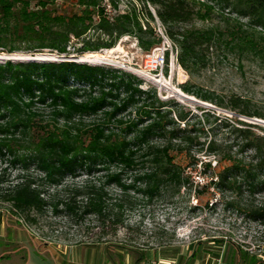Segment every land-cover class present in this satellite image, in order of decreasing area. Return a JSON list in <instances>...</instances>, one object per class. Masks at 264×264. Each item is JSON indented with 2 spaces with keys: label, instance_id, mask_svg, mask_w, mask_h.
<instances>
[{
  "label": "trees",
  "instance_id": "trees-1",
  "mask_svg": "<svg viewBox=\"0 0 264 264\" xmlns=\"http://www.w3.org/2000/svg\"><path fill=\"white\" fill-rule=\"evenodd\" d=\"M56 1L0 0V54L56 53L69 57L72 38L82 44L78 49L81 54L96 53L115 48L127 35L137 38L139 46L150 52L162 43L152 26L155 16L147 7L150 3L178 49L177 60L184 69L191 72L203 62V53L220 43L230 51L258 56L264 63V44L260 42L264 38L257 37L256 31L248 35L238 29L228 42L212 29H178L196 16L210 14L207 7L204 14L196 10L190 0H137L140 8L133 5L125 11L111 0V13L106 11L104 0H77L80 13L72 16L50 9ZM234 10L248 19L249 26L264 30V0H235ZM93 26L99 32L94 38L88 35ZM143 85L133 73L102 65L0 60V157H9L10 164L22 173L15 184L1 189L0 199L9 204L10 211L15 215L42 212L49 205L44 191L29 176L32 170L50 187H59L68 175L86 171L89 175L104 173L105 181L73 190L64 208L71 216L80 212L96 217L103 226L108 222L113 231L124 226L128 193L152 200L163 193L180 194L184 189L188 195L200 196L210 186L222 195L232 194L228 205H245L249 218L263 222L264 202L256 204L253 199L264 197V136L255 133L252 124L238 121L246 126L240 128L237 123L221 120L218 126L228 129L226 136L220 141L212 137L205 145L201 139L208 119L163 101L155 88L143 89ZM182 90L247 117H264L252 112L250 102L239 97L231 96L225 103L210 93L194 92L190 84ZM44 113L50 115L45 124ZM92 119V124L86 123ZM196 152L213 156L220 167L210 184L202 187L195 186L186 168L177 162V157H184L190 166L200 163L206 174L212 170V161L205 162ZM127 173L131 178H125ZM5 182L0 172V185ZM109 187H115L122 194L120 198H113ZM78 198L83 199L80 206ZM60 205L54 204L55 213ZM200 242L199 247L204 244ZM194 249L186 264L199 258L200 249ZM139 257L146 259L144 253ZM226 264H264V260L229 242Z\"/></svg>",
  "mask_w": 264,
  "mask_h": 264
},
{
  "label": "rangeland",
  "instance_id": "rangeland-1",
  "mask_svg": "<svg viewBox=\"0 0 264 264\" xmlns=\"http://www.w3.org/2000/svg\"><path fill=\"white\" fill-rule=\"evenodd\" d=\"M110 2L104 0V4L108 5ZM115 2L121 11L128 10L133 5L137 8L141 6L137 0ZM190 2L196 10H203L202 14L204 7H207L210 14L196 16L189 23L178 25L180 30L212 29L228 40L229 37L236 36L238 29H243L242 34L248 32V35H253L256 31L257 37L264 38L262 28L249 26L248 19L236 13L235 0ZM147 7L155 16L152 26L160 36L165 34L164 26L156 17L155 7L150 3ZM49 8L63 16L80 13L77 0H58ZM107 10L113 11V7H107ZM98 34L93 26L88 35L94 38ZM260 42L264 44L263 41ZM81 46L78 40L72 38L69 57L56 53L44 54H50L53 56L50 59L57 62H78L80 58L90 56L98 60L104 57L105 60L88 64L117 68L137 75L144 81L143 89L153 87L163 101H172L175 107L179 104L199 119L209 120V123L206 122V133L201 139L205 145L212 137H217L220 141L226 136L224 134L228 129L218 126L221 120L232 125L237 123L236 126L240 128L246 126L238 121L252 124V130L264 136V117H247L227 107L203 101L182 90L185 84H190L194 92L210 93L213 99L225 103L231 96L239 97L250 102L252 112L264 116V63L258 56L230 51L220 43L216 48L205 51L203 62L190 72L179 65L178 49L172 42L173 51L172 48L165 47L168 50V61L165 59L164 66L167 82L163 84L156 82L163 77L159 72L150 73L145 69L146 55L163 48V44L146 52L139 46L137 38L127 35L119 40L113 53L101 50L81 54L78 51ZM6 55L8 54H0V58H10ZM44 114L45 124L50 120V115ZM91 122L93 119L86 123L92 124ZM196 128L199 129L200 126ZM196 154L205 162L211 160L212 170L205 174L200 163L190 166L184 157H177V162L186 168V174L191 176L195 186L209 185L220 167L216 165L217 160L213 156L208 158L204 153ZM249 154L250 152H247L245 155ZM0 172L5 175L6 180L0 185V193L1 189H8L15 184L17 177L22 174L17 167L10 164L9 157H0ZM29 176L37 181L50 203L42 212L15 215L10 211L9 204L0 199V264H186L194 247V251L197 248L200 251L199 258L192 264H226L229 242L242 246L244 252L264 260V221L256 222L249 218L244 211L245 205H228V202L233 200L232 194L222 195L213 186L200 196H194L193 193L188 195L187 191L182 189L180 194L173 196L171 193H163L152 200L142 199L140 195L132 192L128 193L124 198V226H119L117 231H113L108 222L103 226L96 217L84 216L80 212L71 216L64 208L73 190L89 182L103 183L104 173L89 175L86 171H78L75 176L68 175L59 187L43 185V176L37 171L32 170ZM131 176L132 174L127 173L125 178L129 179ZM108 192L113 198H120L122 195L115 187H109ZM82 200L78 198V206ZM253 200L256 204H261L264 197L257 195ZM54 204H61L58 213L54 212ZM214 239H224V242L215 243ZM200 241L204 244L199 247ZM140 253L145 255L144 261L139 259ZM110 256L114 259L112 262Z\"/></svg>",
  "mask_w": 264,
  "mask_h": 264
},
{
  "label": "built area",
  "instance_id": "built-area-1",
  "mask_svg": "<svg viewBox=\"0 0 264 264\" xmlns=\"http://www.w3.org/2000/svg\"><path fill=\"white\" fill-rule=\"evenodd\" d=\"M109 2H110V0H109ZM110 3L108 5L106 3L104 4L106 11L108 13L112 12L110 10L109 11L107 10V7H109L110 9L112 8V5ZM160 37L162 38L161 44H163V48H159L156 51H154L152 53H148L146 55L145 69L148 70L150 73L159 72L160 76H164L165 59H167L166 58V51H168V50H166L167 48H165V47L168 46L169 48H172V51H173V46H172V42L170 41V39L166 33L165 34L162 33Z\"/></svg>",
  "mask_w": 264,
  "mask_h": 264
},
{
  "label": "bare ground",
  "instance_id": "bare-ground-1",
  "mask_svg": "<svg viewBox=\"0 0 264 264\" xmlns=\"http://www.w3.org/2000/svg\"><path fill=\"white\" fill-rule=\"evenodd\" d=\"M105 51H107V53H113L114 52V48L113 49H109V50H105ZM6 56H13V57H19V58H21L22 60H26L25 58H26V56H28V57H38V58H43V59H50L51 57H53V56H51L50 54H36V55H24V54H8V55H6ZM5 57V56H4ZM100 61L101 60H105V58L103 57V58H100L99 59ZM96 57H93V56H90V57H82V58H80V60L78 61V62H80V63H97L98 61H99ZM150 75V74H149ZM157 78V77H156ZM156 82H159V83H163V84H166V82H167V80H166V78L163 76L162 77V79H160V80H157Z\"/></svg>",
  "mask_w": 264,
  "mask_h": 264
},
{
  "label": "water",
  "instance_id": "water-1",
  "mask_svg": "<svg viewBox=\"0 0 264 264\" xmlns=\"http://www.w3.org/2000/svg\"><path fill=\"white\" fill-rule=\"evenodd\" d=\"M25 59L26 60H22L18 56L17 57L10 56V58H4V57L0 58V60H17V61H52L51 59H43V58H38L36 56L35 57H27L26 56ZM185 98L192 100L191 98H187V97H185Z\"/></svg>",
  "mask_w": 264,
  "mask_h": 264
}]
</instances>
